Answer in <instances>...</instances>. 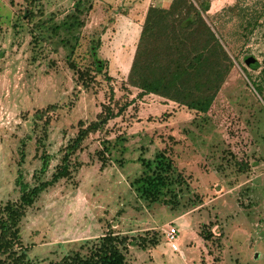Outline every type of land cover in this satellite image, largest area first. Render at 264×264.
Returning a JSON list of instances; mask_svg holds the SVG:
<instances>
[{"label": "rangeland", "instance_id": "obj_1", "mask_svg": "<svg viewBox=\"0 0 264 264\" xmlns=\"http://www.w3.org/2000/svg\"><path fill=\"white\" fill-rule=\"evenodd\" d=\"M90 1L82 26L71 34L60 30L50 44L34 45L31 25L39 18L48 25L59 23L75 0L35 1L31 9L42 15L32 22L17 14L26 8L25 0H0V202L19 196V170L31 181L39 166L42 149L27 138L34 135L36 109L54 102L66 105L52 118L45 142L53 156L49 176L78 121L94 120L108 100L106 79L98 77L102 87L84 86L69 59L81 68L92 65L89 50L99 41L96 61L105 63L119 96L147 7H167L172 0ZM238 1L210 0L206 15L234 61L210 110L194 116L153 95L136 100L123 116L108 122L110 141L122 135L125 149L120 153L119 144L113 147L104 168L98 134H90L72 156L82 165L70 179L44 191L22 218V242L32 261L51 264L74 252L85 256L110 230L138 243L139 237L148 239L143 247H128L129 264H264V97L254 82L264 68V16L245 42L230 18ZM165 111L170 112L167 118ZM166 146L187 184L175 206L148 204L131 186L142 171L138 158L152 159ZM241 161H247L246 169ZM169 225L178 229L176 248L166 240ZM207 231L209 239L204 238ZM152 237L158 241L154 246Z\"/></svg>", "mask_w": 264, "mask_h": 264}, {"label": "trees", "instance_id": "obj_2", "mask_svg": "<svg viewBox=\"0 0 264 264\" xmlns=\"http://www.w3.org/2000/svg\"><path fill=\"white\" fill-rule=\"evenodd\" d=\"M25 1L26 8L23 11L17 10V14L19 18L32 22L42 14L34 13L31 9L37 0ZM91 7L90 0H75L70 12L59 23L48 25L47 20L39 18L30 27L34 45L41 42L50 44L53 36L60 30L71 34L74 29L83 25L81 16ZM209 9L210 0H172L167 7L149 5L127 75L119 85L121 93L117 97L111 84L113 80L104 70L105 63L99 59L96 61L99 41L93 42L94 45L89 50L95 60L92 65L81 68L69 59L70 66L77 73V81L84 86L93 84L95 87H102L98 77L106 79L108 100L101 104V110L94 120L88 123L78 121L75 135L61 149L59 162L49 176L53 156L45 149V142L52 118L66 105L50 103L32 114L34 135H28L27 138H31L42 152L38 155L39 166L34 169L31 181H26L23 172L19 170L15 179L19 196L0 202V264H37L28 257V249L23 245L21 237L20 223L27 208L48 188L62 179L72 177L73 172L82 165L80 161L73 160L72 156L81 149L90 134L97 133L102 145L97 151L100 168L106 166L111 150L117 144L122 153L125 149L121 145L124 137L116 135L115 141H110L108 122L123 116L136 100L153 94L165 102L171 101L177 106L185 107L194 116L203 115L210 110L234 66V61L225 48L222 36L206 19ZM263 16L264 0H239L230 18L236 21L238 36L246 42L261 24ZM1 32L0 26V35ZM253 66L256 67L257 64L254 63ZM260 73L258 80L254 82L258 92L264 97V68ZM134 90L137 93L131 97ZM68 105L72 106L73 102L70 101ZM163 116L167 118L170 112L165 111ZM20 154L23 160L25 154L23 151ZM116 160L123 162L122 158ZM138 160L142 171L131 181L136 194L148 204L175 206L179 191L187 181L175 170L172 148L166 146L156 152L152 159L140 157ZM246 162H240L244 169L247 168ZM210 237L211 233L207 231L204 238ZM139 240L138 243L136 239L108 230L90 247L87 255L68 253L51 264H129L126 259L128 247L136 243L143 247L148 241L146 237H139ZM149 240L153 246L158 242L154 237Z\"/></svg>", "mask_w": 264, "mask_h": 264}, {"label": "built area", "instance_id": "obj_3", "mask_svg": "<svg viewBox=\"0 0 264 264\" xmlns=\"http://www.w3.org/2000/svg\"><path fill=\"white\" fill-rule=\"evenodd\" d=\"M166 240L174 246L177 247V240H178V229L173 226L169 225L168 229L166 230Z\"/></svg>", "mask_w": 264, "mask_h": 264}, {"label": "water", "instance_id": "obj_4", "mask_svg": "<svg viewBox=\"0 0 264 264\" xmlns=\"http://www.w3.org/2000/svg\"><path fill=\"white\" fill-rule=\"evenodd\" d=\"M253 60H254V58L251 57V56H249V57L246 58V63H247L248 65H251V63H252Z\"/></svg>", "mask_w": 264, "mask_h": 264}, {"label": "crops", "instance_id": "obj_5", "mask_svg": "<svg viewBox=\"0 0 264 264\" xmlns=\"http://www.w3.org/2000/svg\"><path fill=\"white\" fill-rule=\"evenodd\" d=\"M150 95H153V94H150ZM153 96H155L156 98H160V97H158V96H156V95H153ZM169 102H171V101H169Z\"/></svg>", "mask_w": 264, "mask_h": 264}]
</instances>
